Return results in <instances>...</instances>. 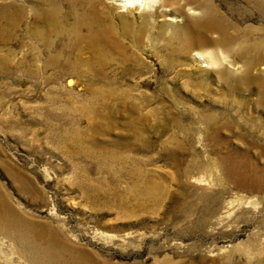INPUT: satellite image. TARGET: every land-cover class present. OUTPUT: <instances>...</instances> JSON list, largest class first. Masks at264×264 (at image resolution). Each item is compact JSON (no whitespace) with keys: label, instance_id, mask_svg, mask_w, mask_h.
I'll list each match as a JSON object with an SVG mask.
<instances>
[{"label":"rangeland","instance_id":"374dc122","mask_svg":"<svg viewBox=\"0 0 264 264\" xmlns=\"http://www.w3.org/2000/svg\"><path fill=\"white\" fill-rule=\"evenodd\" d=\"M75 1L0 0V261L34 264L17 219L41 264H264V11ZM211 6L235 42L199 39Z\"/></svg>","mask_w":264,"mask_h":264},{"label":"bare ground","instance_id":"6f19581e","mask_svg":"<svg viewBox=\"0 0 264 264\" xmlns=\"http://www.w3.org/2000/svg\"><path fill=\"white\" fill-rule=\"evenodd\" d=\"M38 1L39 3L46 1L48 4L51 5L55 4L54 3L55 0H38ZM69 1L72 4V6L75 7L76 1L75 0H69ZM114 1L123 10H126L128 8L130 9L132 7H137L139 10H143V9L147 10L149 8H152L154 4L159 0H114ZM254 1L260 7V9L264 11V0H254ZM11 8H13V6L10 3L5 4V6L3 7V12L12 14ZM197 8L199 9V7ZM197 8L194 9L196 10ZM11 22L12 21L8 19V24H10ZM232 25L233 23L231 22V20L227 19L226 16L221 12H219L218 9L213 8V6H211L207 17L201 18L199 20V36H200L199 39L211 45H216L217 47H219L220 45H229L236 41V37L232 35V33H230L229 31V28H231ZM193 46L194 45L191 40H187L184 43V48L187 50L191 49ZM247 49L248 46L244 47L243 50L247 51ZM196 56L203 61L205 66H209V67H216V66L220 67L223 64L222 58L223 59L226 58L225 55H222L223 57L221 58L220 55L215 50L198 51ZM253 62H255V60L252 57L248 61L244 62L243 67L247 71H250ZM11 222H12L11 224L17 229L16 237H19L20 239L19 240L17 238V240L20 241L22 244L26 245L29 249H31L32 253L35 254L36 258L33 261L34 264H41L42 262V261L40 262L41 258L39 259V255L41 253H44L45 255L47 254L50 255L54 251V247H56V245L52 240L49 241V246L45 247L43 246L44 235L42 233L38 232L36 234L35 233L31 234L32 229H34V224L31 223L24 224L17 219H13ZM3 261L1 260L0 264H13V261L8 256H5L3 258Z\"/></svg>","mask_w":264,"mask_h":264}]
</instances>
